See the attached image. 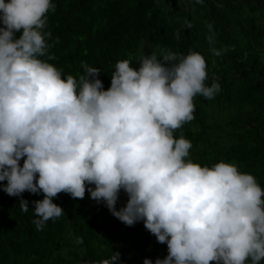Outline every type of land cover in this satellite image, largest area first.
I'll list each match as a JSON object with an SVG mask.
<instances>
[{
	"label": "clouds",
	"instance_id": "obj_1",
	"mask_svg": "<svg viewBox=\"0 0 264 264\" xmlns=\"http://www.w3.org/2000/svg\"><path fill=\"white\" fill-rule=\"evenodd\" d=\"M49 10L55 11L52 0H0L2 190L14 197L43 194L32 202L37 231L64 214L53 202L58 194L82 200L87 190L120 222L143 221L167 245V255L154 264H260L264 189L235 164L186 160L191 142L173 135L194 119L195 96L213 99L221 90L218 82L205 84L203 55L163 49L160 58L142 55L138 69L118 60L107 90L100 69L83 62L78 79L62 78L48 62L56 59L50 49L59 42L47 43ZM121 190L128 199L117 210ZM28 205L20 199L21 211ZM119 259L112 252L93 264Z\"/></svg>",
	"mask_w": 264,
	"mask_h": 264
},
{
	"label": "trees",
	"instance_id": "obj_2",
	"mask_svg": "<svg viewBox=\"0 0 264 264\" xmlns=\"http://www.w3.org/2000/svg\"><path fill=\"white\" fill-rule=\"evenodd\" d=\"M52 3L55 11L46 14L44 31L52 34L47 43L53 44L56 38L59 42L50 49L56 59L48 62L62 71V78L71 74L78 79L83 62L100 69L98 78L107 90L118 60L128 59L138 69L142 55L156 53L160 58L163 49L202 54L208 73L205 84L218 82L221 90L213 99L194 97V119L175 130L174 138L183 135L191 142L186 160L201 166L220 161L235 164L264 189V0ZM212 47L221 55L215 56ZM21 198L29 201L27 213L20 209ZM41 199L42 193L27 191L9 196L0 187V264H93L112 252L120 253L116 264H143L145 258L154 264L156 258L167 255V245L158 243L143 221L125 225L104 202L91 199L87 190L82 200L58 194L53 202L64 214L37 231L32 202ZM127 199L121 190L117 210ZM80 238L82 243L77 242Z\"/></svg>",
	"mask_w": 264,
	"mask_h": 264
}]
</instances>
